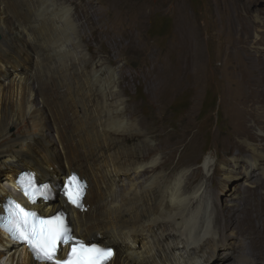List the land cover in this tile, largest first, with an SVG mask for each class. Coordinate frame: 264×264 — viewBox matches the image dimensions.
<instances>
[{
    "label": "bare ground",
    "instance_id": "1",
    "mask_svg": "<svg viewBox=\"0 0 264 264\" xmlns=\"http://www.w3.org/2000/svg\"><path fill=\"white\" fill-rule=\"evenodd\" d=\"M60 1L0 0V205L11 195L16 176L22 171L34 173L39 182L55 185H63L76 172L88 184L83 210L72 208L56 192L57 200L50 198L49 204L34 208L49 218L58 207L76 238L114 248V258L108 264H213V253L219 247L229 257L226 264H264V201L257 203V195L250 194L243 208L220 206L209 198L208 177L199 168L189 179L187 171L159 172L161 165L156 160L163 150L147 145L141 123L116 92L115 74L100 61L92 63L93 70L87 69V74L81 70L73 48L68 47L72 34L80 33L78 25ZM80 8H76L75 18L84 20L80 25L83 30L92 19L90 8ZM254 28L251 20L245 22L242 36ZM259 40L247 44V37H242L245 54L240 64L250 78L237 80L238 75L223 81L232 129L244 123L250 101L264 96V79L255 77V61L245 46L262 44ZM67 55L71 61L66 66ZM83 58L88 66L90 60ZM185 66L176 67L181 79L174 77L177 71L172 70L174 73L157 83V89L176 90L187 85L182 79ZM198 84L195 80L189 83L194 88ZM158 96L152 98L156 103ZM47 133H54L53 141L47 139ZM158 139L164 142L160 136ZM128 140L134 142L130 147ZM247 147L251 158L244 163L249 170L245 168L242 174L249 180L256 170L264 175V146ZM244 151L240 149L232 161L234 167L226 169V180L237 175L233 168L240 167L238 159L244 158ZM213 158L209 154L204 159V171L209 172ZM127 175L128 182L124 178ZM261 187L262 183L255 185V189ZM259 219L262 223L257 227L254 222ZM229 240L237 241L244 252L235 256ZM40 261H34L25 247L12 244L0 231V264H46Z\"/></svg>",
    "mask_w": 264,
    "mask_h": 264
},
{
    "label": "rangeland",
    "instance_id": "2",
    "mask_svg": "<svg viewBox=\"0 0 264 264\" xmlns=\"http://www.w3.org/2000/svg\"><path fill=\"white\" fill-rule=\"evenodd\" d=\"M61 1L70 9L78 25L76 30L80 33L78 36L72 34L71 47L69 43L68 47L73 48L81 70L85 73L91 71L92 63L100 61L115 74L116 92L124 107L134 112L133 118L141 123L147 145L163 150L156 160V164L161 165L159 172L177 174L187 171L189 179L195 168H199L208 177L206 187L209 198L220 206L235 204L243 208L254 194L257 195V203L264 201V175L256 170L255 175L247 180L242 174L245 168L249 170L244 163L251 158L247 145L253 144L258 149L264 146V96L250 101V113L243 110L244 123L241 126L235 124L232 129L234 122L230 119V101L224 96L223 86V81L229 76L232 77L228 81L237 79L238 75L237 80L250 78L240 64L242 54H245L241 50L244 46L242 37H247V44L251 40L253 43L259 39L262 41V44L245 46L246 53L255 61L251 60L256 68L255 77L264 79V35L260 32L264 28V0ZM76 8L87 11L90 8L88 12L92 24L84 26L83 30L80 25L84 20L75 18ZM250 20L254 31L242 36L244 24ZM77 49L79 52H76ZM179 51L183 56L179 55ZM238 52H241L239 56ZM83 56L85 60H90L88 66H85ZM64 61L67 66L71 59L67 55ZM183 65L186 70L184 67L182 79L187 85L183 84L181 88L179 85L176 90L159 91L157 83L164 81L172 70L177 71L172 75L179 78L177 68H183ZM194 80L199 82L197 89L189 85ZM154 95L160 97L158 103L153 101ZM214 97L217 98V107L212 110L209 102ZM113 102L109 101L111 106H114ZM47 135L49 141L54 140V133ZM159 136L164 142H160ZM251 137L254 139L251 140ZM133 143L126 141L129 147ZM239 148L246 151L242 154L244 158L238 159L239 168H233L237 169V175L226 180V169L234 167L232 161ZM209 154L214 158L207 172L202 165ZM128 177H124L127 182L130 181ZM0 182H3L2 178ZM259 183L262 187L255 189ZM216 185H219L217 190H213ZM116 190L119 192L120 189ZM254 223H258V227L262 220H255ZM244 242L247 240L244 239ZM232 246L237 254L235 256L239 255V251L241 254L244 252L238 248L237 241L230 243L229 240V248ZM228 259L226 251L219 247L213 253L212 263L226 264Z\"/></svg>",
    "mask_w": 264,
    "mask_h": 264
},
{
    "label": "snow or ice",
    "instance_id": "3",
    "mask_svg": "<svg viewBox=\"0 0 264 264\" xmlns=\"http://www.w3.org/2000/svg\"><path fill=\"white\" fill-rule=\"evenodd\" d=\"M75 178H73L74 180ZM69 199L76 203L74 194L69 191L67 193ZM19 208V205L16 206ZM20 214L16 218L9 221V231L14 239H20L28 242L30 246L41 253L43 258L52 259L55 253L56 245L62 239L61 228L62 222L59 217L56 221L39 219L35 213L25 212L20 209ZM110 250L87 249L81 246L79 249L72 248V256L64 264H101V258L110 257Z\"/></svg>",
    "mask_w": 264,
    "mask_h": 264
},
{
    "label": "trees",
    "instance_id": "4",
    "mask_svg": "<svg viewBox=\"0 0 264 264\" xmlns=\"http://www.w3.org/2000/svg\"><path fill=\"white\" fill-rule=\"evenodd\" d=\"M209 105L212 110H215V108L217 107V98L214 97L212 100H210Z\"/></svg>",
    "mask_w": 264,
    "mask_h": 264
},
{
    "label": "clouds",
    "instance_id": "5",
    "mask_svg": "<svg viewBox=\"0 0 264 264\" xmlns=\"http://www.w3.org/2000/svg\"><path fill=\"white\" fill-rule=\"evenodd\" d=\"M20 173H21V172H20ZM17 175H18V174H17ZM48 204H49V203H48ZM39 205H41V206H42V205H43V203L39 201ZM36 206H37V205H36ZM44 210H46V208H43V210H42V211H44Z\"/></svg>",
    "mask_w": 264,
    "mask_h": 264
}]
</instances>
